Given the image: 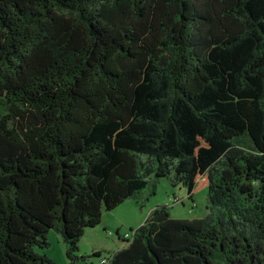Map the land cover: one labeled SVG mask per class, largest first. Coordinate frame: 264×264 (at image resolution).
Wrapping results in <instances>:
<instances>
[{
    "label": "trees",
    "instance_id": "16d2710c",
    "mask_svg": "<svg viewBox=\"0 0 264 264\" xmlns=\"http://www.w3.org/2000/svg\"><path fill=\"white\" fill-rule=\"evenodd\" d=\"M162 178L205 216L107 264H264V0H0V264H56L52 230L75 264Z\"/></svg>",
    "mask_w": 264,
    "mask_h": 264
},
{
    "label": "rangeland",
    "instance_id": "374dc122",
    "mask_svg": "<svg viewBox=\"0 0 264 264\" xmlns=\"http://www.w3.org/2000/svg\"><path fill=\"white\" fill-rule=\"evenodd\" d=\"M236 141V140H235ZM149 201L137 205L133 200H127L112 211H105L101 224L86 230L79 242V260L75 264H100L101 260L123 248L127 242L126 235L132 236L131 229L140 227L146 221L150 212L158 206H167L171 217L179 220L202 219L206 214L208 191L202 190L188 197L187 189L182 186L173 187L169 180L162 178L159 181L156 195H151V186L143 190ZM143 201V198H139ZM119 232V235L117 234ZM48 240L49 249L43 251L56 264H71L66 256V247L63 239L55 231H50ZM101 253V256H96Z\"/></svg>",
    "mask_w": 264,
    "mask_h": 264
},
{
    "label": "built area",
    "instance_id": "2783aa9c",
    "mask_svg": "<svg viewBox=\"0 0 264 264\" xmlns=\"http://www.w3.org/2000/svg\"><path fill=\"white\" fill-rule=\"evenodd\" d=\"M125 237H129V235H126ZM107 262H108L107 258H103L100 264H107Z\"/></svg>",
    "mask_w": 264,
    "mask_h": 264
}]
</instances>
